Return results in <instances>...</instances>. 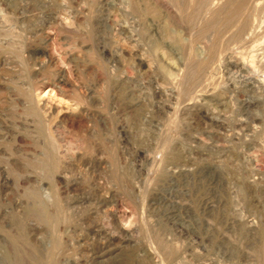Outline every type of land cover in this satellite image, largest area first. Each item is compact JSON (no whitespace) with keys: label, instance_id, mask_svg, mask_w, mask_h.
I'll return each instance as SVG.
<instances>
[{"label":"rangeland","instance_id":"obj_1","mask_svg":"<svg viewBox=\"0 0 264 264\" xmlns=\"http://www.w3.org/2000/svg\"><path fill=\"white\" fill-rule=\"evenodd\" d=\"M233 1L0 0V264L28 190L62 211L56 225L21 217L40 250L63 243L57 264H264V0ZM242 2L245 40L224 24ZM38 47L56 61L40 65ZM63 66L69 84L56 85ZM52 83L66 103L44 96ZM31 98L44 116L31 114ZM47 123L66 153L52 174L25 163L48 152Z\"/></svg>","mask_w":264,"mask_h":264},{"label":"bare ground","instance_id":"obj_2","mask_svg":"<svg viewBox=\"0 0 264 264\" xmlns=\"http://www.w3.org/2000/svg\"><path fill=\"white\" fill-rule=\"evenodd\" d=\"M176 1V0H175ZM205 1V0H204ZM232 1V0H231ZM236 1V0H235ZM235 1H233L234 3H235ZM238 1V0H237ZM240 1V0H239ZM238 1V2H239ZM186 2V1H185ZM188 2V1H187ZM195 2V1H194ZM174 3V2H173ZM203 3V2H202ZM229 2H227V4H228ZM252 3V2H251ZM255 3V2H254ZM138 4V3H137ZM231 4V3H230ZM245 4H247V3H238V4H235L236 6L234 7V4L232 5L231 4V6H233V7H231L233 10H232V12H231V10H230V6H227V8L229 7V9L228 10H230V12L231 13H229V11H225L226 13H228V17H227V21H224V24H226L227 22V25H238V29L236 28V26H235V28L236 29H234L235 30V32L237 31V35L239 34V31H244L245 30V28H244V30H243V27H245L244 25H246V23L248 22H246V18H242L241 17V15H242V12H243V10L245 9ZM134 5V4H133ZM225 5H226V3H225ZM254 5V4H253ZM263 5V4H262ZM248 6V5H247ZM258 6V5H257ZM196 7V6H195ZM207 7V6H206ZM226 7V6H225ZM262 7V6H261ZM261 7H259V8H257L258 10L261 8ZM202 8V7H201ZM220 8V7H219ZM253 9V8H252ZM263 9H264V7H263ZM262 9V10H263ZM199 10V9H198ZM210 10V9H209ZM251 10V9H250ZM254 10V9H253ZM261 10V9H260ZM185 11V10H184ZM55 12V11H54ZM186 12V11H185ZM217 13V12H216ZM222 13V12H221ZM254 13V12H253ZM260 12L258 11V14H259ZM262 14H264L263 12H261ZM214 14H215V11H214ZM220 14V13H219ZM248 14H250V13H248ZM256 14H257V12H256ZM257 14V15H258ZM156 15V14H155ZM211 15V14H210ZM254 16H255V14H253ZM253 15H251V16H253ZM256 15V16H257ZM21 16V15H20ZM188 16H189V14H188ZM225 16V15H224ZM223 16V17H224ZM250 16V17H251ZM253 16V17H254ZM255 16V17H256ZM259 16H260V14H259ZM259 16H257L256 18L258 19V17ZM264 16V15H263ZM56 17V16H55ZM209 17H211V16H209ZM214 17V16H213ZM226 17V16H225ZM189 18V17H188ZM214 18H216V17H214ZM255 18V19H256ZM260 18V17H259ZM261 18H263V17H261ZM1 19V18H0ZM14 19V18H13ZM56 19V18H55ZM206 19V18H205ZM210 19V18H209ZM250 19V18H249ZM253 19V18H252ZM251 19V23L254 21V19L252 20ZM188 20V19H187ZM214 20V19H213ZM212 20V21H213ZM216 20V19H215ZM214 20V21H215ZM224 20V19H223ZM248 20V19H247ZM9 21V20H8ZM55 21V20H54ZM209 21V20H208ZM260 21H261V19H260ZM263 21V20H262ZM61 22V21H60ZM226 22V23H225ZM256 22V21H255ZM258 22V21H257ZM6 23V22H5ZM219 23V22H218ZM250 23V22H249ZM250 23V24H251ZM47 24V23H46ZM59 24V23H58ZM212 24V23H211ZM259 24V23H258ZM8 25V24H7ZM11 25V24H10ZM47 25H49V24H47ZM226 25V26H227ZM50 26H53V25H50ZM215 26V25H214ZM220 26V25H219ZM222 27H223V25H221ZM220 26V27H221ZM225 26V25H224ZM256 27H257V25H255ZM254 26V27H255ZM67 27V26H66ZM209 27V26H208ZM211 27H213V26H211ZM219 27V29H221ZM229 27V26H228ZM246 27H248V25L246 26ZM249 27H250V25H249ZM248 27V28H249ZM251 27H253V24H251ZM250 27V28H251ZM255 27V28H256ZM263 27V26H262ZM12 28H13V26H12ZM205 28V27H204ZM203 28V29H204ZM215 28V27H214ZM231 28V27H230ZM247 28V29H248ZM254 28V29H255ZM45 29H47V28H45ZM48 29H50V28H48ZM53 29V28H52ZM65 29V28H64ZM208 29V28H207ZM210 29V28H209ZM209 29H208V31H209ZM212 29V28H211ZM217 29V28H216ZM260 29V28H259ZM262 29V28H261ZM6 30V29H5ZM42 30V29H41ZM40 30V31H41ZM206 30V29H205ZM214 30V29H213ZM218 30V29H217ZM224 30V28L222 29V32H224L223 31ZM252 30V29H251ZM8 31V30H7ZM12 31V30H11ZM52 31V30H51ZM203 31L204 30H202V32L201 33H203ZM214 31H216V30H214ZM219 31H221V30H219ZM219 31H217V32H219ZM227 31H229V30H227ZM250 30H248V32H249ZM255 31V30H254ZM262 31V30H261ZM2 32V31H1ZM0 32V33H1ZM9 32V31H8ZM17 32V31H16ZM71 32V31H70ZM210 32H211V30H210ZM216 32V33H217ZM222 32H219V33H217V34H220V33H222ZM233 32V34L232 35H234V31H232ZM232 32H230V33H232ZM247 32V31H246ZM245 32V33H246ZM257 32H258V30H257ZM260 32V31H259ZM20 33V32H19ZM23 33V32H22ZM205 34L207 33V31L206 32H204ZM212 33H215V32H212ZM225 33V32H224ZM229 33V32H228ZM251 33V32H250ZM14 34V33H13ZM17 34V33H16ZM46 34V33H45ZM216 34V35H217ZM242 34H244V32L242 33ZM255 35H257L256 33H254ZM11 35V34H10ZM223 35V34H222ZM240 35V36H239ZM238 36H236V37H238L239 38V40H242V39H240V38H243L244 39V36L242 35V37H241V32H240V34H239ZM246 35V34H245ZM248 35V34H247ZM247 35H246V37H247ZM252 35V34H251ZM250 35V36H251ZM264 35V34H263ZM3 36V35H2ZM8 36V35H7ZM48 36H50V35H45L44 36V38L45 39H47L48 38ZM214 36V35H213ZM219 36V35H218ZM231 36V35H230ZM249 36V35H248ZM259 36V35H258ZM20 37V36H19ZM67 37V36H66ZM219 37H221V36H219ZM234 37V36H233ZM235 37V38H236ZM255 37H257V36H255ZM263 37V36H262ZM261 37V38H262ZM50 38V37H49ZM214 38H217L216 36L214 37ZM222 38V37H221ZM230 38V37H229ZM235 38H233V42H235L236 40H237V38L235 39ZM248 38V37H247ZM254 38V37H253ZM235 39V40H234ZM249 39V38H248ZM251 39H252V37H251ZM250 39V40H251ZM260 39V38H259ZM258 39V41L260 42V40ZM19 40V39H18ZM23 40V39H22ZM228 40H230V39H228ZM245 40V39H244ZM244 40H243V42H244ZM254 40V39H253ZM253 40H251V41H253ZM28 41V40H27ZM49 40H47V42H48ZM216 41V40H215ZM215 41H214V44H219V42H216L215 43ZM220 41V40H219ZM225 41H227V40H224V42H223V45L224 44H227V42H225ZM230 41H232V38H231V40ZM255 41V40H254ZM254 41L252 42V43H254ZM222 42V41H221ZM229 42V41H228ZM237 43H238V41H236ZM235 42V43H236ZM246 42V41H245ZM250 41H248L247 43H249ZM258 42V43H259ZM14 43V42H13ZM12 43V44H13ZM231 43V42H230ZM229 43V44H230ZM235 43H231L230 45H232V44H235ZM250 44L251 46L253 45V44ZM256 44V45H259V44ZM4 44V43H3ZM16 44V43H15ZM46 44V43H45ZM200 44V43H199ZM207 44V43H206ZM206 44H205V46H206ZM214 44H213V46H214ZM217 44V45H218ZM229 44H227V48L228 47H230L229 46ZM5 45H7V44H5ZM19 45V44H18ZM217 45H215V49L217 50V48H216V46ZM239 45H240V43H239ZM244 45V44H243ZM255 45V46H256ZM7 46H10V45H7ZM57 46V45H56ZM201 46V45H200ZM208 46V45H207ZM210 46H211V48H208V49H206V50H208V51H212L213 52V50H210V49H212V45L210 44ZM219 46V45H218ZM217 46V47H218ZM249 46V45H248ZM248 46H247V49H248ZM23 47V46H22ZM240 47H242V45L240 46ZM246 47V46H245ZM244 47V48H245ZM250 47V46H249ZM254 47V46H253ZM15 48V47H14ZM207 48V47H206ZM213 49H214V47H213ZM223 49H224V47H223ZM225 49H226V46H225ZM224 49V50H225ZM234 49V48H233ZM232 49V50H233ZM236 49V48H235ZM235 49L233 50V52L235 51ZM253 49H255V48H253ZM258 49V48H257ZM260 49V48H259ZM258 49V50H259ZM262 49V48H261ZM49 50V49H48ZM48 50H44V48L42 47V48H40V47H38V48H36L33 52H31L32 54H33V56L35 55V54H40L41 56H43V58L42 59H44V60H42L41 58V60L43 61L40 65H46V64H50V63H52V62H55L56 61V59H55V56L56 55H52ZM220 50V49H219ZM223 50V51H224ZM237 50V49H236ZM241 50L243 51V49L241 48ZM252 50V49H251ZM258 50H256L255 52H257L258 53ZM207 51V52H208ZM229 51V50H228ZM241 51V52H242ZM253 51V50H252ZM264 51V50H263ZM218 52H220V51H218ZM235 52H237V51H235ZM245 51H243L242 53H244ZM247 52H249L248 50H247ZM254 52V53H255ZM211 53V52H210ZM215 53H217V52H215ZM215 53L213 54V55H215ZM246 53V52H245ZM252 53V52H251ZM262 53V52H261ZM206 54H209V53H206ZM232 54V53H231ZM28 55H30V54H28ZM67 55V54H66ZM219 55V57L218 58H220V54H218ZM229 55V54H228ZM227 55V56H228ZM247 55V54H246ZM249 55V54H248ZM253 55V54H252ZM257 55V54H256ZM264 55V54H263ZM263 55H262V59H263ZM232 56V55H231ZM38 57V56H37ZM36 57V58H37ZM193 57V56H192ZM206 57H208V56H206ZM210 57V56H209ZM208 57V59L206 58V60H210L211 61V59L213 58V56H211L212 58H209ZM215 58H217V56H214ZM228 57H230V56H228ZM235 57H237V55H235ZM235 57H233V59L235 58ZM241 57V56H240ZM256 57V56H255ZM254 57V58H255ZM259 57H260V55H259ZM258 57V58H259ZM35 58V59H36ZM57 58V57H56ZM93 58V57H92ZM223 57H221V59H222ZM226 58V57H225ZM232 58V57H231ZM247 58V57H246ZM245 58V59H246ZM251 58V57H250ZM18 59H19V57H18ZM194 59V58H193ZM240 59V58H239ZM262 59H260V60H262ZM20 61L21 60H23L22 59V57L19 59ZM31 60V59H30ZM228 60V62H229V58L227 59ZM231 60V59H230ZM235 60H237V58L235 59ZM235 60H233V62L235 61ZM242 60V59H241ZM254 60V59H253ZM24 61H26V60H24ZM24 61H22L21 63H25ZM32 61V60H31ZM35 61V60H34ZM205 61V60H204ZM208 62V64H210V63H212V62ZM213 61H214V58H213ZM232 61V60H231ZM259 60H257V62H258ZM263 61V60H262ZM28 62V61H27ZM26 62V63H27ZM41 62V61H40ZM58 62V61H57ZM206 62V61H205ZM233 62H230V63H233ZM236 62V61H235ZM234 62V63H235ZM237 62H238V60H237ZM237 62L235 63V65H238L239 64V62H238V64H237ZM243 62H245V61H243ZM248 62V61H247ZM260 62V61H259ZM258 62V63H259ZM73 63V62H72ZM78 63V62H77ZM207 63V62H206ZM253 63H254V61H253ZM255 63H256V61H255ZM5 64V63H4ZM4 64H2V65H4ZM28 64V63H27ZM201 64V63H200ZM226 64H227V62H226ZM264 64V62L261 64H258V65H260V67H261V65H263ZM24 65V64H23ZM205 65V64H204ZM231 65V64H230ZM239 65H241V63L239 64ZM20 66L22 67V65L20 64ZM25 66V65H24ZM35 66V65H34ZM61 66V65H60ZM206 66V65H205ZM233 67H234V65H232ZM246 66V65H245ZM244 66V67H245ZM251 66V65H250ZM250 66H247V68L248 67H250ZM255 66H257V65H255ZM264 66V65H263ZM27 67V66H26ZM25 67V69H29V67L28 68H26ZM40 67V66H39ZM44 67V66H43ZM47 67V66H46ZM227 67V66H226ZM237 67V66H236ZM241 67V66H240ZM243 67V68H244ZM252 67V66H251ZM14 68V67H13ZM32 68V67H31ZM41 68V67H40ZM60 68V67H59ZM65 67L63 66L62 68H60V69H58V79H59V84H56V85H60V84H64V85H68L69 84V82L65 79V74H66V70L64 69ZM246 68V69H247ZM254 67H252V69H253ZM256 68V67H255ZM20 69V68H19ZM234 69V68H233ZM240 69V68H239ZM239 69H237V71L239 70ZM262 69H264V67H261V69L260 70H262ZM16 70V69H15ZM33 70V69H32ZM31 69H30V71H32ZM36 70V69H35ZM242 70V69H241ZM250 69H248V70H246V72L247 71H249ZM258 70V69H257ZM21 71V70H20ZM19 71V72H20ZM23 72H25L24 71V69L22 70ZM29 71V72H30ZM66 71V72H65ZM236 71V72H237ZM243 71H245V70H243ZM264 71V70H263ZM13 72V71H12ZM39 72V71H38ZM200 72V71H199ZM233 72V71H232ZM235 72V71H234ZM242 72V71H241ZM249 72H251V71H249ZM14 73V72H13ZM20 73H22V72H20ZM68 73V72H67ZM243 73V72H242ZM252 73V72H251ZM259 73V72H258ZM19 74V73H18ZM34 75H35V73H33ZM55 75H56V73H54ZM238 74H240V73H238ZM247 75H249V73L247 72L246 73ZM245 74V75H246ZM202 75V74H201ZM24 76V75H23ZM57 76V75H56ZM238 76V75H237ZM250 76V75H249ZM259 76V75H258ZM261 76H262V73H261ZM26 77V76H25ZM244 77H246V76H244ZM251 77V76H250ZM257 77V76H256ZM261 78V77H260ZM264 78V77H263ZM20 79V78H19ZM255 79V78H254ZM247 80H248V78H247ZM251 80V79H250ZM258 80V79H257ZM263 81H264V79H263ZM56 82H58V80L57 81H55V83ZM259 82V81H258ZM254 83V82H253ZM253 83H251V84H253ZM51 84V83H50ZM53 84V83H52ZM259 84H260V82H259ZM263 84H264V82H263ZM55 84H53V86H48L47 85V89L45 90V92H44V96H45V94H47V96H49V95H52L51 93H54V94H56V95H52V96H54V98L55 99H58L59 97H60V99H58V101L60 102V103H62V101H64V100H69V98L68 97H66V96H64V95H62L63 94V87H59V86H57V87H59L60 88V91L58 90V88L56 87V85L54 86ZM61 85V86H62ZM72 85V84H71ZM248 85V84H247ZM259 87H260V85H258ZM222 87V86H221ZM253 87H254V85H253ZM262 87H264V85L262 86ZM261 87V88H262ZM73 88V87H72ZM74 89V88H73ZM263 89V88H262ZM262 89H261V91H262ZM42 90V89H41ZM65 90V89H64ZM247 90H249V89H247ZM246 90V91H247ZM34 91V90H33ZM38 91V92H37ZM37 93L34 91V94H35V102L37 101L36 99H37V97L39 96L38 95V93H39V90L37 89ZM242 91V90H241ZM253 91V90H252ZM66 92V91H65ZM64 92V93H65ZM77 92V91H76ZM89 92V91H88ZM91 92V91H90ZM89 92V93H90ZM249 92V91H248ZM255 92V91H254ZM72 93V92H71ZM245 93V92H244ZM252 93V92H251ZM30 94H32L31 96H33L34 94L33 93H30ZM49 94V95H48ZM58 98H57V97ZM29 97H30V95H29ZM26 98V97H25ZM33 98V97H32ZM32 98H31V100H32ZM75 98H77V97H75ZM80 98V97H79ZM34 99V98H33ZM80 99H82V98H80ZM24 100V99H23ZM30 100V102H29V107H31V109L29 108V110L32 112L31 114L32 115H35V114H37V112H39V113H41V115H43L44 116V109H42L41 111H40V109H41V107L42 106H38V105H40V103H41V101L40 102H38L39 104H37L36 103V107H35V103H34V101L32 100L31 101ZM46 100V99H45ZM50 100V99H49ZM54 99H52V101H53ZM25 101V100H24ZM51 101V100H50ZM57 101V102H58ZM91 101V100H90ZM65 103H66V101H64ZM69 102V101H68ZM68 102H67V104H68ZM74 102V101H73ZM76 102V101H75ZM42 103H43V101H42ZM51 103H53V102H51ZM82 103H84V102H82ZM81 103V104H82ZM25 104V103H24ZM44 104V103H43ZM42 104V105H43ZM46 104V103H45ZM55 104V103H54ZM53 104V105H54ZM57 104V103H56ZM63 104V103H62ZM85 104V103H84ZM50 105V104H49ZM48 105V106H49ZM58 105V104H57ZM66 105V104H65ZM75 105L78 107V109H81V105H80V103H79V101L78 102H76L75 103ZM75 105H74V107H75ZM44 107H45V105H44ZM68 107V106H67ZM73 107V108H74ZM85 107V106H84ZM47 108V107H46ZM49 108V107H48ZM47 108V109H48ZM53 108V107H52ZM83 108V107H82ZM50 110H51V107L49 108ZM66 109H68V108H66ZM24 110V109H23ZM50 110H47L48 112L50 111ZM69 110V109H68ZM68 110H66V111H68ZM84 110V109H83ZM85 110H88L87 108L85 109ZM84 110V111H85ZM28 111V110H27ZM26 111V112H27ZM60 111V110H59ZM59 111H57L58 113H59ZM83 111V112H84ZM47 112V113H48ZM69 112V111H68ZM67 112V113H68ZM79 112V111H78ZM81 112H82V109H81ZM46 113V111H45V114H47ZM50 113H51V111H50ZM54 113H56V112H54ZM53 112H52V114L53 115H55ZM66 113V112H65ZM77 113V112H76ZM80 113V112H79ZM71 114V113H70ZM75 114V113H74ZM82 114V113H81ZM85 114H86V112H85ZM88 114V113H87ZM48 115V114H47ZM59 115V114H58ZM72 115V114H71ZM79 115V114H78ZM36 116V115H35ZM74 116V115H73ZM81 117H82V115H80ZM47 117V116H46ZM45 117V122H44V125H45V123L47 122L46 121V119H49L50 118V116H48L49 118H46ZM56 117V116H55ZM55 117H53V119L55 118ZM44 118V117H43ZM42 118V119H43ZM41 119V120H42ZM248 121V120H247ZM12 122H15V121H12ZM19 123V122H18ZM42 123V122H41ZM49 123V122H48ZM47 123V124H48ZM53 123V122H52ZM37 125V124H36ZM49 125V124H48ZM38 126V125H37ZM50 126V125H49ZM14 127V126H13ZM48 127V126H47ZM47 127H45V128H47ZM6 128H8V127H6ZM6 128H4V130L6 129ZM50 128V129H49ZM57 128V127H56ZM48 134L50 133V131L52 130L51 129V126L50 127H48ZM55 129V128H54ZM95 130V129H94ZM7 131H8V129H7ZM56 131H57V129H56ZM3 132V131H2ZM52 132V131H51ZM5 133V132H4ZM53 133V132H52ZM52 133H50V135H49V138H50V142H51V140H52V143L49 145L50 147L48 148V152H42V153H45L44 154V157H43V159H40V160H38V161H36V160H31V161H25V163L27 164V166L29 165V166H31V168L33 167V166H35L37 163H40V165L41 164H43V171H45V170H48L50 173L49 174H52V173H57V170L59 171V168H60V166H59V162H61L60 161V157H64L65 155H66V153H65V155H62V153L59 155V151L57 150V148H58V145L60 144V143H55V141H58L57 139L55 140V141H53V139H54V136H51V135H55V134H52ZM7 135V134H6ZM9 135V134H8ZM61 135V134H60ZM3 136V135H2ZM59 136V135H58ZM68 136V135H67ZM75 136V135H74ZM9 137V136H8ZM7 137V138H8ZM21 137V136H20ZM53 137V138H52ZM76 137V136H75ZM78 137V136H77ZM48 138V139H49ZM73 138V137H72ZM3 139H5V138H3ZM18 139H20V138H18ZM61 139V138H60ZM71 139V138H70ZM82 139V138H81ZM88 139V138H87ZM6 140V139H5ZM74 140V139H73ZM84 141H85V139H83ZM76 141V140H75ZM74 141V142H75ZM81 141V140H80ZM77 142H79L78 141V139H77ZM77 142H76V144H77ZM82 143H83V141H81ZM80 142V144L79 145H81L82 143ZM86 142H88V141H86ZM16 143V142H15ZM48 144V143H47ZM71 144V143H70ZM74 145V144H73ZM60 146V145H59ZM69 146V145H68ZM67 146V147H68ZM71 146V145H70ZM86 146V145H85ZM75 147H77V145L75 146ZM60 148V147H59ZM58 148V149H59ZM70 148H72V146L70 147ZM69 148V149H70ZM78 148H79V146H78ZM81 148V147H80ZM84 148V147H83ZM73 149H75V148H73ZM89 149H90V147H89ZM7 151V150H6ZM45 151H47V150H45ZM69 151V150H68ZM73 151V150H72ZM4 152V151H3ZM2 152V153H3ZM62 152V151H61ZM80 152V151H79ZM90 152V151H89ZM5 153V152H4ZM11 153V152H10ZM69 153H71V152H69ZM6 154V153H5ZM13 154V153H12ZM3 155V154H2ZM62 155V156H61ZM14 156V155H13ZM22 156V155H21ZM2 157V156H1ZM66 157V156H65ZM28 158V157H27ZM38 158V157H37ZM3 159H5V158H3ZM21 159V158H20ZM78 159V158H77ZM27 160V159H26ZM66 160V159H65ZM62 161H64V160H62ZM67 161V160H66ZM65 161V162H66ZM90 161V160H89ZM5 162H7V159H6V161ZM68 162V161H67ZM66 162V163H67ZM4 163V162H3ZM25 163H23V164H25ZM61 165H63V163H61ZM65 165V164H64ZM68 165V164H67ZM37 167H39V164L37 165ZM194 167V166H193ZM30 168V167H29ZM46 168V169H45ZM8 169H10V168H8ZM61 169V168H60ZM192 169V168H191ZM39 171H41L42 172V170H39ZM35 172H37V170L35 171ZM46 173H47V171H45ZM45 172H42V173H44L45 174ZM60 172V171H59ZM72 172V171H71ZM26 173V172H25ZM26 175V174H25ZM46 175V174H45ZM48 175V174H47ZM55 174H53V176H54ZM57 175V174H56ZM59 175H61V173H59ZM17 176H20V175H17ZM24 176V175H23ZM23 176H21L22 178H23ZM64 176V175H63ZM69 176V175H68ZM25 177V176H24ZM29 177V176H28ZM50 177H52V176H50ZM13 178V177H12ZM19 178V177H18ZM31 178V177H30ZM58 178V177H57ZM27 179V178H26ZM21 180V179H20ZM25 180V179H24ZM23 180V181H24ZM33 179H31V181H32ZM36 180V179H35ZM61 180H63V178L61 179ZM58 181L59 182H61L59 179H58ZM66 181V180H65ZM85 181V180H84ZM157 181H159V180H157ZM35 182H37V181H35ZM86 182V181H85ZM57 183V182H56ZM33 185V184H32ZM62 185V184H61ZM68 185V184H67ZM140 185V184H139ZM30 186V185H29ZM33 187H36V186H33ZM66 188V187H65ZM75 188V187H74ZM33 189V188H32ZM111 189V188H110ZM68 190V189H67ZM23 191V190H22ZM64 191V190H63ZM27 194V196L26 197H28L29 199H31L32 200V204H31V206H29L28 207V210H27V214H26V217H28V218H31V219H35V221H38L39 223H42V224H52V225H54L55 223H57V220H59L58 219V217H60V214L58 213L59 211H60V213H62V211L60 210V207L57 205V204H55L56 206V208H58V210H56L55 209V207H54V209L57 211V213H54L55 211H53L52 213L49 211V209L47 210V208L48 207H45L46 206V204H45V202H41V197H40V199L38 200V196H37V192H35L34 190L33 191H29L28 190V192H26ZM9 194V193H8ZM88 196V195H87ZM12 197V196H11ZM133 197V196H132ZM83 198V197H82ZM99 199V198H98ZM112 199V198H111ZM26 200V199H25ZM30 200V201H31ZM97 200V199H96ZM106 200L107 199H105V200H103L102 201V203H106ZM27 201V200H26ZM80 201V200H79ZM115 203V202H114ZM113 203V204H114ZM108 204V203H107ZM45 205V206H44ZM48 206V205H47ZM58 206V207H57ZM28 215V216H27ZM59 215V216H58ZM25 216V215H24ZM66 216V215H65ZM22 217V216H21ZM20 217V220H15V223H14V225H16L17 226V230L16 231H14L13 233H11V231L9 230V231H6V232H3V230H2V232H3V234L5 235V238H7V245H8V247H9V252H10V256H6V258H7V263L8 264H57V263H55L56 262V260H55V262H54V254H56V252L59 250V247H60V245H61V241L60 242H57V239L55 238H53L54 240H52V242H50V246L47 248V249H45V251L42 249V250H40L39 249V247H37L36 245H33L31 242H29L28 241V236L27 237H25L24 236V234L26 235L27 234V231H26V233H24V228H25V226H23L22 225V221L26 218H24V217H22L23 218V220H21L22 218ZM63 217V216H62ZM16 218H17V216H16ZM28 218H26V219H28ZM13 219H15V216L13 217ZM64 219V218H63ZM14 221V220H13ZM37 222V223H38ZM1 223V222H0ZM64 223V222H63ZM125 223V222H124ZM11 225V224H10ZM39 225V224H38ZM56 225V224H55ZM62 225V224H61ZM103 225V224H102ZM44 226V225H43ZM48 226V225H47ZM64 226V225H63ZM7 227H9V226H7ZM11 227V226H10ZM27 227V226H26ZM57 227V226H56ZM103 227V226H102ZM98 228V227H97ZM99 228H100V226H99ZM11 229V228H10ZM13 229V228H12ZM16 229V228H15ZM53 229V228H52ZM55 229V228H54ZM130 230V229H129ZM57 231V230H56ZM96 231V230H95ZM131 231V230H130ZM29 232H30V230H29ZM33 232V231H32ZM31 232V233H32ZM51 232V231H50ZM66 232V231H65ZM96 233V232H95ZM59 234H61L60 232H59ZM3 235V236H4ZM28 235V234H27ZM53 235V234H52ZM51 235V236H52ZM103 235V234H102ZM54 236H56V234H54ZM108 236V235H107ZM58 237V236H57ZM59 237H60V235H59ZM58 237V238H59ZM52 238V237H51ZM51 241V240H50ZM60 243V244H59ZM80 243V242H79ZM62 245H63V243H62ZM61 245V246H62ZM164 246V245H163ZM63 247V246H62ZM165 248V247H164ZM163 248V249H164ZM62 250H63V248H62ZM43 251V252H42ZM175 251V250H174ZM179 251V250H178ZM68 252V251H67ZM171 254L173 253V252H170ZM165 255H167V256H164V258L165 257H168V255H169V251L167 252V254L166 253H164ZM155 256V255H154ZM169 256H171V255H169ZM2 258V257H1ZM145 258V257H144ZM144 260H146V259H144ZM166 260H169V257H168V259H166ZM171 260V259H170ZM147 261V260H146ZM150 262V261H149ZM148 262V263H149ZM157 262V261H156ZM198 262V261H197ZM141 264L142 263H145V261L144 262H142V260H141V262H140ZM147 263V262H146ZM158 263V262H157ZM157 263H155V264H157ZM127 264V263H126ZM150 264V263H149ZM207 264V263H206ZM262 264V263H261Z\"/></svg>","mask_w":264,"mask_h":264}]
</instances>
